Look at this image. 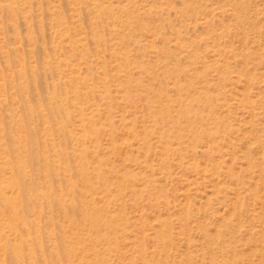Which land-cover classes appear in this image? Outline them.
<instances>
[{
    "label": "rangeland",
    "instance_id": "374dc122",
    "mask_svg": "<svg viewBox=\"0 0 264 264\" xmlns=\"http://www.w3.org/2000/svg\"><path fill=\"white\" fill-rule=\"evenodd\" d=\"M88 200L113 225L102 238ZM39 226L38 264H264V0H0V233Z\"/></svg>",
    "mask_w": 264,
    "mask_h": 264
},
{
    "label": "bare ground",
    "instance_id": "6f19581e",
    "mask_svg": "<svg viewBox=\"0 0 264 264\" xmlns=\"http://www.w3.org/2000/svg\"><path fill=\"white\" fill-rule=\"evenodd\" d=\"M16 1V0H15ZM11 2V1H10ZM21 3V2H20ZM16 4V3H15ZM21 6V5H20ZM18 9V8H17ZM61 32V31H60ZM59 32V33H60ZM58 33V34H59ZM63 34V33H62ZM63 36V35H62ZM82 49V48H81ZM125 50V49H124ZM124 52V51H123ZM129 56V55H128ZM126 58H127V55H126ZM121 60V59H120ZM125 60V59H124ZM128 61H129V59H128ZM126 63V62H125ZM128 64V63H127ZM218 64V63H217ZM72 67V69H71V71L73 70V68H75V66L73 67V66H71ZM58 69H60V67H58ZM129 69V68H128ZM57 70V69H56ZM77 71V70H76ZM57 72V71H56ZM74 73V72H73ZM71 75V74H70ZM62 77V76H61ZM106 78V77H105ZM110 83V82H109ZM79 84V83H78ZM102 84V83H101ZM74 85V84H73ZM89 86V85H88ZM55 88H56V86H54ZM54 87H53V89H54ZM60 87V86H59ZM86 87V86H85ZM91 87V86H90ZM83 88V87H82ZM107 88V87H106ZM91 89H92V87H91ZM90 89V90H91ZM81 90V89H80ZM111 90V89H110ZM77 91V90H76ZM83 91V90H82ZM91 92V91H90ZM87 93H88V90H87ZM86 93V94H87ZM124 93V92H123ZM104 94V93H103ZM125 94V93H124ZM127 94H129V93H127ZM130 95H128L127 97H129ZM247 96V95H246ZM83 97V96H82ZM122 98V97H121ZM249 98V97H248ZM246 99V100H249V99ZM49 99V98H48ZM122 100V99H121ZM49 101V100H48ZM76 101V100H75ZM250 101V100H249ZM50 103V102H49ZM248 103V102H247ZM51 104H52V102H51ZM57 104V103H56ZM66 107V106H65ZM166 107V106H165ZM169 107V106H168ZM64 108V107H63ZM92 108V107H91ZM169 109H170V107H169ZM182 109H184V107L182 108ZM171 110V109H170ZM185 110H188V109H186V107H185ZM96 111V110H95ZM93 115L92 116H95L94 115V112L92 111L91 112ZM175 113V112H174ZM183 113V111L181 112V114ZM185 113H188V112H185ZM192 113V112H191ZM158 114V113H157ZM180 114V115H181ZM194 114V113H193ZM185 115V114H184ZM190 115V114H189ZM194 115H196V114H194ZM161 116H162V114H161ZM165 118H167V120H171V116H172V114H170L168 111L166 112V113H164V115H163ZM162 116V117H163ZM162 117H160L161 118V120L163 121V120H165V118L164 119H162ZM160 118H157V119H160ZM185 118V117H184ZM198 118H199V116H198ZM200 118H201V115H200ZM185 119H187V117L185 118ZM203 120V119H202ZM61 121V120H60ZM156 121H158V120H156ZM161 121V122H162ZM198 121H199V119H198ZM201 121V120H200ZM205 121V120H204ZM215 121H217V119H215ZM219 121V120H218ZM174 122V121H173ZM170 123H172V121L170 122ZM218 123V122H217ZM61 124H63V123H61ZM220 124H224V123H220ZM188 125V124H187ZM189 125H191V124H189ZM172 126V125H171ZM178 126V125H177ZM176 125H175V127H177ZM182 126V125H181ZM183 127V126H182ZM182 127L180 128V129H182ZM188 127V126H187ZM173 129V128H172ZM178 129V128H177ZM187 129V128H186ZM189 130H184V127H183V130H180V131H186V132H188V131H190L191 129H190V127L188 128ZM198 130H200V129H198ZM85 131V130H84ZM177 131V130H176ZM211 131H213L212 129H211ZM210 131V132H211ZM253 131H255V133H256V129L255 130H253ZM197 132V131H196ZM217 132L218 131H216V134H217ZM153 133V132H152ZM190 133H192L191 135H192V137L191 138H193V134H198V133H193V131L191 130L190 131ZM205 133H206V131H205ZM219 133V132H218ZM84 134V133H83ZM213 134H214V136H215V133H214V131H213ZM70 135H72V134H70ZM190 135V136H191ZM212 135V132L208 135V136H211ZM84 136H85V134H84ZM160 136V135H159ZM164 136V135H163ZM167 136V135H166ZM79 137V136H78ZM161 137V136H160ZM160 137L158 138V140L160 139ZM168 138H169V136H167ZM197 138L199 137V136H196ZM88 138V137H87ZM162 138V137H161ZM172 139H174L173 137H171ZM194 138H195V136H194ZM80 139V138H79ZM196 139V138H195ZM161 140H163V142L162 143H164V145H166L165 144V142L164 141H166V140H164V138H162ZM194 140V139H193ZM173 141V140H172ZM196 141V140H195ZM79 142V141H78ZM159 143H161L160 142V140L158 141ZM167 142V141H166ZM161 143V145H163ZM170 144V143H169ZM79 147V146H78ZM162 147H165V146H162ZM167 147V146H166ZM59 148V147H58ZM80 148V147H79ZM84 148H85V146H84ZM168 148V147H167ZM166 148V149H167ZM170 148V147H169ZM168 148V149H169ZM86 149V148H85ZM85 149H83L82 148V146H81V149H79L78 150V148H76V150L77 151H75V152H77L79 155H80V164H79V166H78V171H79V174H80V177H81V179L82 180H84L83 182L85 183V184H87V185H90L91 186V188H94V183L92 182V180H91V177L92 176H90V173H91V171L89 170V167H88V165H87V162H85V157L83 156L84 154H85ZM163 149V148H162ZM54 150V149H53ZM87 150V149H86ZM164 150V149H163ZM162 150V151H163ZM61 151V150H60ZM166 151V150H165ZM169 151H171L172 152V149H170ZM54 152V151H53ZM74 152V153H75ZM164 152V151H163ZM56 153V152H55ZM61 153V152H60ZM60 153H58V155L60 154ZM73 153V154H74ZM167 153H168V150H167ZM55 155V154H54ZM166 155V154H165ZM251 156V155H250ZM249 160H250V158H249ZM251 162V161H250ZM250 166V165H249ZM248 166V167H249ZM94 168V167H93ZM98 168H100V167H97V169H96V171H95V173H94V175L96 176V178L95 179H97V181L99 182V180H101V181H103L104 180V174H103V172H102V170H100V169H98ZM67 169V168H66ZM65 169V170H66ZM76 169V170H77ZM60 170V169H59ZM69 170V169H68ZM91 170H92V168H91ZM70 172V171H69ZM93 172V171H92ZM105 173V172H104ZM78 174V173H77ZM78 174V175H79ZM92 174V173H91ZM234 174V173H233ZM130 175H132V174H130ZM231 175V174H230ZM237 176V175H236ZM94 177V176H93ZM132 177V176H131ZM135 177V176H134ZM138 177L139 176H137V179H138ZM120 178H122V177H120ZM145 178V177H144ZM232 178H234V176H232ZM236 178H238L239 179V177H236ZM124 179V178H123ZM140 179V178H139ZM238 179H236V180H238ZM125 180V179H124ZM141 180H143V179H141ZM100 181V182H101ZM134 181V180H133ZM139 181V180H138ZM99 182V183H100ZM189 182V181H188ZM67 183H69V181L67 182ZM66 183V184H67ZM71 183V182H70ZM124 183V182H123ZM100 184H102V183H100ZM106 184V183H105ZM130 184H131V182H130ZM132 184H135V183H132ZM99 185V184H98ZM103 185V184H102ZM120 185V184H119ZM73 186V187H72ZM105 186V185H104ZM65 187H67L68 188V186H65ZM75 184L74 185H71V188H68V189H70V191L68 190L67 191V196H65V194L62 196H60V197H55V199L57 198L58 199V202L60 203V205L61 206H63V208H64V210L65 211H67V209H72V210H75V207H76V196L74 197V194H72L73 192H74V190H75ZM59 188H60V186H59ZM88 188V187H87ZM104 188V187H103ZM118 188H122V190H123V185L122 186H119V187H117V189ZM62 189V188H61ZM61 189H60V191H61ZM106 189H107V185H106ZM105 188H104V190H106ZM109 189V188H108ZM107 189V190H108ZM155 189H156V186H155ZM160 189V188H159ZM64 190V189H63ZM65 190H66V188H65ZM119 190V189H118ZM122 190H121V193H122ZM84 191V190H83ZM153 191V190H152ZM151 191V192H152ZM161 191V190H160ZM14 193H15V196H17V192H15V191H13ZM136 192V191H135ZM149 192H150V190H149ZM154 192V191H153ZM156 192H157V189H156ZM158 192H159V190H158ZM157 192V193H158ZM162 192V191H161ZM161 192H159V193H161ZM62 193H63V191H62ZM112 193V192H111ZM114 193H115V191H114ZM117 193H120V191L119 192H117ZM140 193V192H139ZM148 193V192H147ZM13 193H11V195H12ZM104 194V193H103ZM142 194V193H141ZM14 195V194H13ZM12 195V196H13ZM49 195V194H48ZM239 195V194H238ZM10 197V196H8V197H6V200L8 201V204H9V206H11V211H10V216L12 217V219L14 220V224L15 225H18L19 223H22V222H24V219H23V216L21 215V210H20V208L18 209V202H17V200L16 199H14V197ZM48 199L50 198V197H48L47 195H45ZM50 196V195H49ZM106 196V195H105ZM158 196V195H157ZM156 196V198H160V196L159 197H157ZM32 197V196H31ZM52 197V196H51ZM112 197V196H111ZM117 197V196H116ZM149 197V196H148ZM33 198V197H32ZM32 198H30L31 200H32ZM119 198H120V196H119ZM38 199V198H37ZM84 199V198H83ZM161 199V198H160ZM119 200V199H118ZM150 200H152L151 199V197H150ZM148 201H149V198H148ZM47 202V201H46ZM49 202V201H48ZM238 202H240V201H238ZM82 203V205H85V207L87 206V207H89V209H87V207H86V209H84L83 211H81L80 212V215L82 216V218L84 219V220H91V229L93 228V230L96 232V233H98V235L100 234V232L102 231V229L103 230H105V231H107L108 229H110L111 230V232H112V230H113V225H109V226H107V225H105V224H107V223H105V222H103V224H102V217H103V215H102V213H103V209H102V207L101 208H99V207H97V205L95 206L93 203H91V202H89V200L88 201H86V202H84V201H80V204ZM85 203V204H84ZM118 203V202H117ZM20 204H22V203H20ZM21 207V206H20ZM84 207V208H85ZM35 212V211H34ZM37 213H38V211H37ZM39 213H41V215L43 216V213H42V211H39ZM36 214V213H35ZM40 215V216H41ZM109 217V216H108ZM111 219V221L112 222H114L115 224H118L119 222H125L126 221V218L125 217H120L119 219L118 218H116L114 215H112L111 217H110ZM108 219V218H107ZM156 219H158V217L156 218ZM72 221H74V219H71ZM69 221V223L70 222H72V221ZM128 220V219H127ZM22 221V222H21ZM76 221V220H75ZM108 221V220H107ZM106 221V222H107ZM110 221V222H111ZM159 221V220H158ZM224 221V220H223ZM109 222V223H110ZM11 223V222H10ZM25 223V222H24ZM24 223H22V225L24 226ZM76 223V222H75ZM105 223V224H104ZM127 223H128V221H127ZM161 223V224H160ZM160 223H159V227H158V230L157 231H155V234H154V237H156V239L157 240H159V243H160V245H161V248H163L162 246H164L165 245V242L167 243V236H168V232H170V231H168V229H169V222H167L166 220L165 221H163V222H161L160 221ZM71 224V223H70ZM225 224V223H224ZM118 225H120V223L118 224ZM26 226V225H25ZM71 226V225H70ZM106 226H107V228H106ZM117 226V225H116ZM127 226V225H126ZM105 227V228H104ZM115 227V226H114ZM73 228H75V226L73 227ZM90 228V227H89ZM129 228V227H128ZM9 229V231H14V228H8ZM84 229V228H83ZM120 229V228H119ZM171 229V228H170ZM225 229H226V226H225ZM77 230V229H76ZM120 230H123V229H120ZM70 231V230H69ZM74 231V230H73ZM73 231H71V232H73ZM91 231V230H90ZM117 231V230H116ZM218 231H220V230H218ZM222 231V230H221ZM220 231V232H221ZM225 231H227V229L225 230ZM3 232L5 233V230H3ZM0 233V245H2L1 247L4 249V251H5V254H9L10 256H12L15 260H16V264H24V262H22V261H24L25 260V258H29V256L28 255H30V258L31 259H29V260H33L34 262H31V263H35V264H38V263H36L37 261H38V258H39V256H37L36 254H35V250L34 249H32V247L34 246V243H36L35 244V246H37L38 247V249H39V247L40 246H42V248H43V244H44V237H43V235H42V232H41V228H40V226L39 227H36V230H34V232L32 233V232H30L29 230H28V233H25V235H19V234H17V232H15L16 234H15V236H14V239L11 241V240H9L8 239V237H5V235H4V233ZM76 232V231H75ZM83 232V231H82ZM110 232V231H109ZM114 232V231H113ZM119 232V231H118ZM118 232H116L117 234H118ZM123 232V231H122ZM9 233V232H8ZM64 233V232H63ZM68 233V232H67ZM77 233V232H76ZM80 233V232H79ZM85 233V232H84ZM93 233V232H92ZM104 233V232H103ZM219 233V232H218ZM218 233L216 234V236H214L213 238H215L216 240L217 239H219V238H221V233H219V238H217V235H218ZM229 233H231V232H229ZM73 234V233H72ZM71 234V235H72ZM206 234V236H208L207 234L208 233H205ZM70 235V236H71ZM77 235V234H76ZM95 235H97V234H95ZM210 235V234H209ZM9 236V235H8ZM74 237H75V235H73ZM79 236V235H78ZM77 236V237H78ZM91 236V235H90ZM115 236V235H114ZM170 236V235H169ZM205 236V237H206ZM211 236V235H210ZM213 236V235H212ZM69 237V236H68ZM76 237V238H77ZM99 237H100V235H99ZM99 237H96V238H99ZM104 237V236H103ZM205 237H204V239H205ZM209 237V236H208ZM56 238V237H55ZM58 238V237H57ZM100 238H102V235H101V237ZM116 238V237H115ZM213 238L211 239V240H213ZM72 239V238H71ZM84 239V238H83ZM143 239H145V236H143ZM155 239V238H154ZM214 239V240H215ZM47 240V239H46ZM57 240V239H56ZM69 240H70V238H69ZM76 240V239H75ZM209 240V239H208ZM207 240V241H208ZM214 240H213V243H214ZM47 241H49L47 244L48 245H50L49 243H50V239H48ZM68 241V240H67ZM115 241V240H114ZM206 241V240H205ZM218 242L220 241V240H217ZM216 241V242H217ZM210 242H212V241H210ZM215 242V243H216ZM217 242V243H218ZM57 243V242H56ZM141 243V242H140ZM140 243L138 244V246H141L140 245ZM53 244H55V243H53V242H51V247H50V249H51V251L52 252H56L57 250H58V248L57 247H55V245H53ZM71 244H72V242H71ZM208 244H210L209 243V241H208ZM212 244V243H211ZM40 245V246H39ZM57 245V244H56ZM31 246V247H30ZM58 246V245H57ZM166 246V245H165ZM36 247V248H37ZM59 247V246H58ZM75 247V246H74ZM211 248V247H210ZM210 248H209V250H210ZM29 249V250H28ZM31 249V250H30ZM224 249H225V247L223 248V250L222 251H224ZM208 250V251H209ZM39 251V250H38ZM75 251L76 252H74L73 251V249H71V248H66V250H65V253H64V256H65V258H68L67 260L69 261V260H71L74 256H76V254L78 255V253H77V249H75ZM136 251H137V247H136ZM165 251V250H164ZM39 252H42L41 250L39 251ZM38 252V253H39ZM138 252H140V254H144V255H146V252H145V250H144V247L143 246H141V247H139V250H138ZM137 252V253H138ZM163 252V251H162ZM211 252V253H210ZM30 253V254H29ZM37 253V254H38ZM209 253L210 254H213L214 253V251H213V253H212V250H210L209 251ZM209 253H207V254H209ZM215 254V253H214ZM213 254V255H214ZM141 255V256H142ZM216 255V254H215ZM214 255V256H215ZM26 256V257H25ZM47 257V256H46ZM57 257H60V255H59V253L57 254ZM84 257V256H83ZM94 257V256H93ZM53 258H55V257H53ZM214 257L213 256H211V260L215 263V260L213 259ZM95 259V258H94ZM44 260V259H43ZM30 262V261H29ZM93 262V261H92ZM104 262V261H103ZM30 263V264H31ZM46 263V262H45ZM95 263V262H94ZM93 263V264H94ZM92 264V263H91ZM232 264H234V263H232ZM235 264H237V263H235Z\"/></svg>",
    "mask_w": 264,
    "mask_h": 264
}]
</instances>
